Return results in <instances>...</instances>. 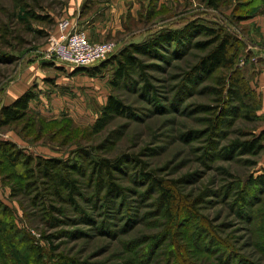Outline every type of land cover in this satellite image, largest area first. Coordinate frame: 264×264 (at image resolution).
<instances>
[{
	"label": "rangeland",
	"instance_id": "rangeland-1",
	"mask_svg": "<svg viewBox=\"0 0 264 264\" xmlns=\"http://www.w3.org/2000/svg\"><path fill=\"white\" fill-rule=\"evenodd\" d=\"M69 1L0 0V54L7 56L0 62V110L22 90L36 95L26 117L0 127V139L45 158L74 160L87 149L96 159L115 161L127 154L131 160L114 174L121 191L106 197L89 161L80 159L86 170L77 176L78 206L56 202L63 211L51 212L49 197L41 200L25 187L27 180L16 177L15 167L0 155V201L13 225L7 235L0 231V263L264 264V188L248 190L251 200L242 214L238 202L247 180L264 170V149L258 155L224 151L233 141L264 131V49L257 47H264V38L259 26L248 24L264 10V0H221L217 9L206 0H157L155 6L147 0L137 17L129 11L114 38L123 41L115 52L83 68L47 55L59 22L72 19ZM95 6L89 8L96 12ZM91 9L78 13L77 21L70 19L77 29L84 31L92 22ZM193 20L224 27L241 39L233 68L188 84L187 73L206 51L194 45L207 37L195 33L190 43L140 55L144 69L113 88L115 66L102 65L122 46ZM94 67H99L94 74L78 70ZM235 70L252 95L235 103L239 116L231 114L212 131ZM110 95L123 102L126 114L96 131ZM142 172L163 181L174 195L171 204L162 203V186L143 179ZM50 212L60 219L58 226ZM211 233L217 239L209 243ZM35 246L39 252L32 251Z\"/></svg>",
	"mask_w": 264,
	"mask_h": 264
},
{
	"label": "trees",
	"instance_id": "trees-1",
	"mask_svg": "<svg viewBox=\"0 0 264 264\" xmlns=\"http://www.w3.org/2000/svg\"><path fill=\"white\" fill-rule=\"evenodd\" d=\"M95 0H88L85 9L93 4ZM157 0L151 2L150 6H155ZM221 0H206L209 8L217 9ZM154 9V8H152ZM28 13L38 20L39 15L32 11ZM195 33L203 34L207 37L206 40L198 41L195 47L206 50L199 60L191 67L186 75V82L189 84H196L204 82L208 77L214 74L219 68L227 67L233 68L235 65V58L238 54L236 52L237 45L241 40L238 36L228 32L224 27H211L202 23L200 20H193L186 22L179 27H161L150 37H147L140 43H130L123 46L118 53L113 55L107 62L103 63V67L108 64L115 66L112 79L110 81L114 89H119L122 84L133 78L137 70L144 69V65L140 59V55H155L160 53V50L168 47L179 46L184 40L191 42V36ZM186 42V41H185ZM184 42V43H185ZM7 58L6 54H0V62ZM83 68V67H79ZM99 67L78 69L79 71H87L94 74ZM229 79V86L227 89V100L216 113L212 120L214 131L217 126L227 123L229 116H239V107L235 105L236 102H245L247 97L252 95L251 91H246L248 85L243 81L240 71L235 70ZM233 78V79H231ZM186 83V85H187ZM186 88V87H185ZM145 89L148 91L149 86ZM152 89V88H151ZM146 91V92H147ZM246 92V94H245ZM36 98L32 90H27L21 96L16 98L11 104L2 106L0 110V127L9 126L27 116L30 102ZM244 104V103H243ZM127 107L117 97L110 95L107 103L101 111V115L94 124V130L98 131L104 128L116 115L126 114ZM253 112V109H250ZM264 149V131L258 135H252L249 140H235L224 151L231 153L233 151L241 152V154L258 155ZM78 156L73 160L61 159L57 157L45 158L42 156H33L26 154L22 149L10 141L0 139V155H2L8 162L15 167L17 176L20 179H26L25 187L34 189L38 198L44 200L48 196L49 204L47 208L51 212H62L63 208H59L54 203H59L61 206L72 205L78 206L77 196L80 194V180L78 175L82 174L83 170L80 159H87L89 161L90 172L93 173V178L97 182L98 190L103 192L106 197L113 196V194L120 192V186L114 181V174L116 170L121 169L126 162L131 160V156L125 154L111 161L104 157L96 159L92 156L90 150H80L77 152ZM140 162V161H138ZM142 178L148 180L152 184H160L162 186L161 201L163 204H171L173 194L164 187L163 181L157 179L152 173L142 172ZM41 180V182H40ZM157 180V183L154 181ZM264 188V170L257 176H251L246 182V188L241 189L238 202L241 203L242 208H247L250 203V195L248 190ZM102 194V193H101ZM169 200V201H168ZM8 208L2 201H0V231L6 235L10 233L13 228L11 217L8 214ZM51 212L48 214L52 219L54 226H58L61 221L57 217L52 216ZM260 232L264 233L261 230ZM211 239H217L211 233ZM8 240V238H7ZM0 244V255L3 256ZM32 251L39 252V246H35ZM0 264H8L3 260Z\"/></svg>",
	"mask_w": 264,
	"mask_h": 264
},
{
	"label": "crops",
	"instance_id": "crops-1",
	"mask_svg": "<svg viewBox=\"0 0 264 264\" xmlns=\"http://www.w3.org/2000/svg\"><path fill=\"white\" fill-rule=\"evenodd\" d=\"M94 3L95 5H97L95 7L98 8L96 12L94 8L93 9L94 12L91 13L93 11L91 7L85 9L86 0H70L68 4L69 8H68L67 16L68 17L72 16V19L71 18L70 19L71 20L75 19V21H77V18L75 17H77L78 13L85 14L91 9L89 15L92 18L91 19L92 22L87 26L86 29H84V31L88 34L89 39L92 41L113 40L116 41L117 44L119 45L118 42L122 44L123 41L121 39L117 41L114 40V38H116V35L119 31H122L124 29L123 23L127 19L129 11H131L134 17H137L138 10L142 7L143 4L146 6L148 1L147 0H95ZM248 24L256 27L259 26L260 27L259 37L264 38V10L260 12V14H258L257 16L253 15L252 18L249 20ZM145 39L146 38H144V40ZM129 42L136 43L138 41H129ZM257 47H259L258 49L261 50L264 49L262 45H259ZM262 75H264V73H262ZM24 92L26 91L22 90L18 95L16 94L13 97V99L18 98ZM36 101H39V98L36 99ZM31 103L32 102H30V104Z\"/></svg>",
	"mask_w": 264,
	"mask_h": 264
},
{
	"label": "built area",
	"instance_id": "built-area-1",
	"mask_svg": "<svg viewBox=\"0 0 264 264\" xmlns=\"http://www.w3.org/2000/svg\"><path fill=\"white\" fill-rule=\"evenodd\" d=\"M47 55L75 67H88L109 57L117 49L110 40L92 41L85 31L79 30L69 18L62 19L51 39Z\"/></svg>",
	"mask_w": 264,
	"mask_h": 264
}]
</instances>
